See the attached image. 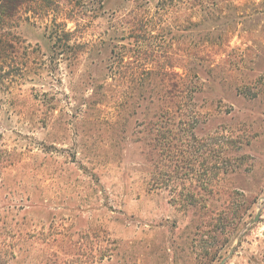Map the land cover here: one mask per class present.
Here are the masks:
<instances>
[{
    "label": "rangeland",
    "instance_id": "374dc122",
    "mask_svg": "<svg viewBox=\"0 0 264 264\" xmlns=\"http://www.w3.org/2000/svg\"><path fill=\"white\" fill-rule=\"evenodd\" d=\"M17 17L0 264H264V0H35ZM134 17L152 21L140 49ZM182 50L209 64L163 156L159 79L134 101L131 81L182 73Z\"/></svg>",
    "mask_w": 264,
    "mask_h": 264
},
{
    "label": "trees",
    "instance_id": "16d2710c",
    "mask_svg": "<svg viewBox=\"0 0 264 264\" xmlns=\"http://www.w3.org/2000/svg\"><path fill=\"white\" fill-rule=\"evenodd\" d=\"M35 0H0V64L5 63L8 59L10 53H14L16 50V45L18 42L15 41L14 35L10 34L11 27H16V20L19 19L17 16L21 14L23 8L30 5L31 2ZM160 9H165L167 4L165 2L161 3ZM17 17V18H16ZM130 26L129 38L137 39L134 46L138 49L143 48V44L146 42V37L143 35V30L149 28L152 25L150 19H143L142 17H134L132 21L128 23ZM64 37L68 39L70 33H63ZM72 49V47L68 46ZM124 51L116 53L120 62L123 63L127 53V48L122 47ZM127 52V53H125ZM142 53V51H137ZM185 53V50H182ZM189 59H185L180 56V72L168 71V67L162 69V71L157 72L155 70H150L144 68L143 73L139 79H133L131 81V88L135 91L134 95L130 98V101H134L136 97H142L144 93H152L156 81L159 79V91L156 95L158 101L163 105L159 110L160 119L157 122L159 129H156V150L159 151L158 154L163 156L167 155L174 157L176 150V139L177 135L174 133V128H168L169 124L174 127L179 116L183 115L181 112L185 111V99H190L194 94L200 93L202 91L203 83L201 82L198 73L196 75L195 70L200 69L205 71L207 65L209 64L208 56L205 51L198 50L195 53L187 54ZM120 56V57H119ZM188 65H185V63ZM128 79L124 84H129ZM155 123H150L155 124Z\"/></svg>",
    "mask_w": 264,
    "mask_h": 264
}]
</instances>
